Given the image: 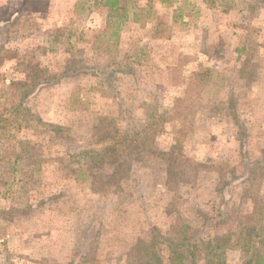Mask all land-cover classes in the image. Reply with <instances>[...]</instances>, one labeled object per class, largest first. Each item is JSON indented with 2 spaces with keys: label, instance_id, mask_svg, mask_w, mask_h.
Listing matches in <instances>:
<instances>
[{
  "label": "rangeland",
  "instance_id": "374dc122",
  "mask_svg": "<svg viewBox=\"0 0 264 264\" xmlns=\"http://www.w3.org/2000/svg\"><path fill=\"white\" fill-rule=\"evenodd\" d=\"M29 55L49 78L31 115L71 137L34 121L0 132V264H140L135 247L177 223L183 236L230 235L225 264L250 261L235 232L256 225L264 254V0H119L114 11L107 0H0V94ZM126 55L128 72L105 83L69 73ZM104 127L143 152L82 175L79 152L101 146ZM176 142L184 180H169L156 153Z\"/></svg>",
  "mask_w": 264,
  "mask_h": 264
},
{
  "label": "trees",
  "instance_id": "16d2710c",
  "mask_svg": "<svg viewBox=\"0 0 264 264\" xmlns=\"http://www.w3.org/2000/svg\"><path fill=\"white\" fill-rule=\"evenodd\" d=\"M107 3L110 9L114 11L116 10L119 0H107ZM120 18L122 19L123 17L120 16ZM160 25L165 26L163 22L159 23L154 31H152V35H157L156 32H161L159 31ZM118 28L116 27V29ZM136 46L141 47L139 44ZM133 53L130 55L137 56L136 52ZM15 55H17V53ZM24 56H27V54H18L17 59H19L20 63L25 62V60H23ZM10 57H14V55H10ZM129 58L130 56L126 55V58L117 61L113 60L110 64L97 68H91L82 64L69 73L91 72L101 77V83H105L108 82V76L111 74L128 72L129 63L127 62ZM1 60L2 58L0 61ZM25 71L26 74L23 79L11 80L7 86V90L0 94V98L3 97L2 100L5 98L4 101H10L9 104L0 106V132L6 131L10 126L28 128L31 124L30 121H34L41 125L42 130L40 129V132H45V134H48L52 139L54 138L61 142L68 140L71 136L67 127L60 124L45 122L41 120L40 117L31 115L27 106L29 96L35 89L48 82L49 78L42 76L38 63H34L33 56L30 55L28 61L25 63ZM53 79L56 81L58 78L53 77ZM34 127L36 128L37 126ZM102 130L103 133L97 136L98 140L102 139L103 144H101V146L79 152L87 158V160H85L87 161L86 163L91 165L79 168V172L82 175L87 174L91 169L101 167L103 162L107 161L106 159H110V162L116 163L117 166H123V164H126L128 160H130L132 155L140 156L143 152V150L139 148L141 141H132L133 144L129 150V145L131 143H125L126 141L122 143L121 140H114L116 136H114V134L110 136L106 127L102 128ZM102 137L111 138L109 142H104ZM118 144L121 145V148L120 145L117 147ZM176 148H178V142L171 145L168 151L156 150V153L167 162L166 172L169 180L174 176L178 180H184L186 178H182V176L185 175L187 170H184L185 168H179L180 165L176 162V156H173ZM152 152L155 153V150H152ZM108 156L111 158H107ZM15 158H19V155H16ZM260 167H264V157ZM182 173L183 175L181 176ZM81 179L84 180L85 177L82 176ZM252 203L254 205L253 208L256 209V198H253ZM217 222V219L209 218L206 221V225H214L217 224ZM178 226V223L172 225L170 231L165 235L159 233L156 228H153L150 241L143 246L135 247L138 251V253L134 255L136 260H138L140 264H157L160 258L158 248L156 250V247L159 243V245H164L168 251V264H200L201 261L203 264H225L224 256L226 249L229 247L230 235L216 233L213 235H203V230L197 229L194 230L193 233L183 236L182 230ZM235 234V241L237 244L241 245L242 251L247 254L250 253V261H248L247 264H264V254H262L263 252L260 248L263 239L256 225L242 227L238 232H235ZM256 243L259 246L255 247Z\"/></svg>",
  "mask_w": 264,
  "mask_h": 264
}]
</instances>
